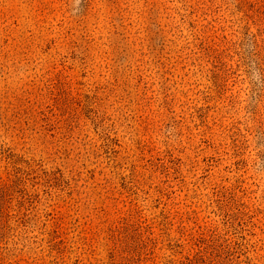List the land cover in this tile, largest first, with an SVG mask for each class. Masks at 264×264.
<instances>
[{
  "label": "rangeland",
  "instance_id": "1",
  "mask_svg": "<svg viewBox=\"0 0 264 264\" xmlns=\"http://www.w3.org/2000/svg\"><path fill=\"white\" fill-rule=\"evenodd\" d=\"M0 264H264V0H0Z\"/></svg>",
  "mask_w": 264,
  "mask_h": 264
}]
</instances>
